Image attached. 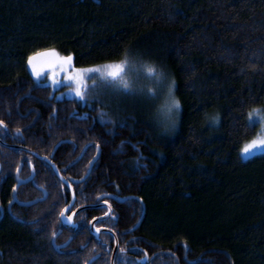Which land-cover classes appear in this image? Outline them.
Wrapping results in <instances>:
<instances>
[{"label":"trees","instance_id":"obj_1","mask_svg":"<svg viewBox=\"0 0 264 264\" xmlns=\"http://www.w3.org/2000/svg\"><path fill=\"white\" fill-rule=\"evenodd\" d=\"M49 47L71 53L75 67L127 56L139 90L59 97L27 64ZM173 97L180 107L170 112ZM263 105L264 0H0V127L19 129L42 155L69 141L54 160L77 179L100 148L79 187L87 202L133 197L115 227L125 249L116 264H141L145 252V264H264V154L241 157L258 134L247 113ZM22 156L0 147L7 171ZM43 169L50 199L24 208L28 221L0 222V264H80L53 248L63 198ZM93 246L85 258L104 252ZM109 260L104 253L93 264Z\"/></svg>","mask_w":264,"mask_h":264},{"label":"flooded vegetation","instance_id":"obj_2","mask_svg":"<svg viewBox=\"0 0 264 264\" xmlns=\"http://www.w3.org/2000/svg\"><path fill=\"white\" fill-rule=\"evenodd\" d=\"M6 130L7 129L5 128V131H2V128L0 127V140L3 143H0V147L10 151L15 150L22 152L23 156L22 160L17 164L15 171L5 170L2 162L0 161V222L3 221L7 216L20 222L28 221L22 214V210L24 208H30L40 202H45L50 199V184H48L44 179H41L42 176H39L42 172H40L42 167L44 168L43 171L51 174L54 183L57 184L58 188H60V193L62 195L61 198H63V200L61 199L62 209L64 208L65 204L69 203V201H74L73 204L69 205V208H74L75 211L73 212L70 210H66L65 214L66 216L72 215L71 223L62 222V219L59 216L61 227L56 233L57 239L55 243L53 239L56 235L52 239L53 248L55 249L56 254L60 256H66L68 258H76L80 262V264H83V262L85 264L86 261H90V259H92L93 257H97V259L93 262L95 263L102 254L107 253L110 256L109 262L110 264H112V257L116 247L117 237L119 240V247L115 258L116 264L118 254L120 252L119 249L121 248V242L119 237L120 231L115 227L119 221L121 205L125 206L129 204L128 200H131L132 198H128V196L122 197L119 195L107 193L100 194L92 202H87L85 199L83 200V187H79V184H82L85 180L80 182L78 180L82 179L74 178L73 174L68 171L69 166L66 165L65 161L57 160L56 162L54 160V156L58 149L56 150L54 156H52V154L50 156H47L39 154L34 149L27 147L28 149L40 155L41 158H49L50 161H48L37 157L33 153L24 151L19 147L9 148L4 144L11 146H26L22 142L23 138L20 132L7 134ZM29 160L31 161V163H28ZM37 162H40V164H38ZM39 167L40 170H37V168ZM18 176L20 177L19 181L17 180ZM61 178H63L66 183H62ZM13 185H16L15 190H13ZM8 186L10 193L9 195H6L5 192ZM44 197H46V199L42 200V198ZM120 199H125V201H120ZM35 200L39 201L32 205H24V203H30ZM105 200L108 201L107 205L104 204ZM93 222H95L94 225L92 224ZM138 223L139 221L137 222V224ZM136 226L132 228V231L140 227L139 226L136 228ZM96 228H100L99 234L96 233ZM91 243H93L94 245V250L102 249L104 252L96 253L90 258H85L88 254V248ZM143 257L144 255L137 256V261L141 264H145L150 261V255L148 253L146 260L143 259Z\"/></svg>","mask_w":264,"mask_h":264},{"label":"snow or ice","instance_id":"obj_3","mask_svg":"<svg viewBox=\"0 0 264 264\" xmlns=\"http://www.w3.org/2000/svg\"><path fill=\"white\" fill-rule=\"evenodd\" d=\"M128 63V58L125 56L124 59L119 61H108L101 65H91L88 67H75L73 64V55L71 53L67 55H62L59 51L55 48L49 47L45 49H41L38 51L33 52L27 58V64L31 67L32 74L34 76H39L40 72L43 71L45 68L47 69H54L58 68L61 70L62 73L66 74V78L73 82L76 86L74 88V95L81 100L85 99L86 96V89L88 85L86 84V76L87 74H99V76L107 82L109 85H114V90L118 93L124 94H135V90L133 89L131 83L125 79L122 73L125 70V66ZM146 70L148 73H154L156 71L154 65H146ZM90 78V77H89ZM53 82H55V73L52 75ZM174 84V81H173ZM96 85L95 83L91 86L94 88ZM151 92V90H149ZM180 101L179 99L173 97L171 104L169 105V111L172 110H179ZM105 113L101 112L100 120L101 123L111 122V119L108 118L107 120L104 119ZM248 126L252 127L256 123L260 121H264V112L261 111L259 108H253L248 111ZM218 119V115L210 117V120L215 123ZM4 121L0 120V125H3ZM20 130L17 129V132ZM123 143V142H122ZM98 147V145H97ZM264 151V137H254L253 139L244 143L241 152L246 155H251L254 152H262ZM28 163H31L29 160ZM91 163V161L89 162ZM58 171V170H57ZM29 179V178H25ZM17 180H20V177H17ZM62 183H66L63 178H61ZM16 185H13V190H15ZM74 201H69L68 204H65L64 208L60 211V217L62 222L64 223H71L72 215H65L66 210L75 211V209H70L69 205L73 204ZM104 204L107 205L108 201L105 200ZM110 207V206H109ZM95 219V218H93ZM96 233H100V228L95 229ZM53 236L56 235L55 232L52 233ZM120 252H124L125 249L121 247L119 249ZM95 257L92 258L94 260ZM143 259H147V253ZM85 264H92V261H86Z\"/></svg>","mask_w":264,"mask_h":264},{"label":"rangeland","instance_id":"obj_4","mask_svg":"<svg viewBox=\"0 0 264 264\" xmlns=\"http://www.w3.org/2000/svg\"><path fill=\"white\" fill-rule=\"evenodd\" d=\"M74 62V61H73ZM74 64V63H73ZM30 72L31 71V67L29 66ZM53 73H55V82H53L52 79V75ZM33 75V74H32ZM123 77L125 79H127L134 90H139V85H138V73L137 70L135 68H127L125 66V70L122 73ZM33 77L36 79V81L45 84V85H49L51 86L54 90H57V95L59 97L62 98H78L74 95V88H75V84L73 82H71L70 80H68L66 78V74L62 73L60 69L58 68H54V69H47L45 68L43 71L40 72L39 76H34ZM90 77V78H89ZM95 83V87L92 88L91 86ZM86 84L88 85V88L86 89V95L91 96L93 93H97V91H99V86H105L107 90H104L101 88V96L102 98L105 97H109L110 99H117L119 97H121L122 93H118L114 90V85H109L107 82H105L100 76L99 74H87L86 76ZM262 112H264V105L261 106ZM258 134L255 136H259V137H264V121H260L258 123ZM264 154V151L262 152H254L251 155H246L243 154L241 152V157L244 160L250 159L254 156L257 155H262Z\"/></svg>","mask_w":264,"mask_h":264},{"label":"water","instance_id":"obj_5","mask_svg":"<svg viewBox=\"0 0 264 264\" xmlns=\"http://www.w3.org/2000/svg\"><path fill=\"white\" fill-rule=\"evenodd\" d=\"M66 142H68V141H62V142H60V143L56 146L55 150L53 151L52 156H54V154H55L56 150L58 149V147H59L61 144L66 143ZM0 143H2L1 140H0ZM2 144H3V143H2ZM4 145L7 146V147H9V148L19 147L20 149H23L24 151H27V152L33 153V154H35L37 157H40V155H38L37 153H35V152H33L32 150L28 149L27 147H24V146H11V145H7V144H4ZM83 155H84V152L80 155L79 158L81 159V158L83 157ZM100 155H101V150H100V148H99V149H98V152H97V155L95 156L94 160L92 161V163H91V165H90V169H89L88 174L85 176L84 179H82V180H78V181L82 182V181H84L87 177H89V175L91 174L92 169H93V167H94V165H95L97 159H99ZM40 158H41V157H40ZM41 159H45V160L50 161L49 158H47V157H42ZM32 178H33V176H32ZM32 178H31V179H32ZM128 198H133V197H128ZM45 199H46V197L42 198V200H45ZM137 199H138V200H141L140 198H137ZM42 200H40V201H42ZM38 201H39V200H35V201H33V202H30V203H24V205H26V206H28V205H32V204L37 203ZM120 201H125V199H120ZM141 202L143 203L142 200H141ZM87 208H89V207H87ZM145 212H146V209H145V207H144L143 215H142V217L140 218L139 223L137 224L136 228L140 226V224H141V222H142V220H143V218H144ZM65 214H66V212H65ZM92 224L94 225L95 222H93ZM59 233H60V232H59ZM59 233H58V235H59ZM56 239H57V235H56V236L54 237V239H53L54 243H55ZM118 247H119V240H118V238L116 237V247H115V250H114V253H113V257H112V264H115V258H116V254H117V251H118ZM96 259H97V257H95L94 260L90 259V261H92V263H93Z\"/></svg>","mask_w":264,"mask_h":264}]
</instances>
